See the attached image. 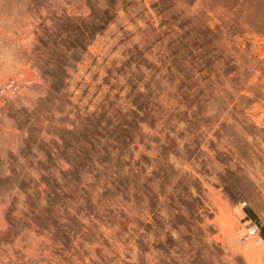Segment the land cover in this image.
<instances>
[{"label": "rangeland", "instance_id": "374dc122", "mask_svg": "<svg viewBox=\"0 0 264 264\" xmlns=\"http://www.w3.org/2000/svg\"><path fill=\"white\" fill-rule=\"evenodd\" d=\"M0 264H264V0H0Z\"/></svg>", "mask_w": 264, "mask_h": 264}, {"label": "built area", "instance_id": "2783aa9c", "mask_svg": "<svg viewBox=\"0 0 264 264\" xmlns=\"http://www.w3.org/2000/svg\"><path fill=\"white\" fill-rule=\"evenodd\" d=\"M258 231V225L255 223H251L247 229V235L254 234Z\"/></svg>", "mask_w": 264, "mask_h": 264}]
</instances>
